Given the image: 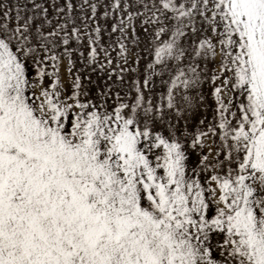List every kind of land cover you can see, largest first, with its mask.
<instances>
[{
	"label": "snow or ice",
	"instance_id": "6c2138e0",
	"mask_svg": "<svg viewBox=\"0 0 264 264\" xmlns=\"http://www.w3.org/2000/svg\"><path fill=\"white\" fill-rule=\"evenodd\" d=\"M0 264H264V0H0Z\"/></svg>",
	"mask_w": 264,
	"mask_h": 264
}]
</instances>
